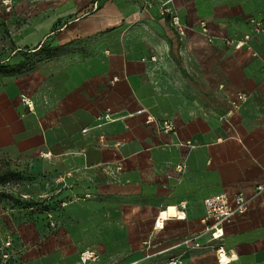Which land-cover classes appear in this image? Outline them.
I'll list each match as a JSON object with an SVG mask.
<instances>
[{
  "label": "crops",
  "instance_id": "crops-1",
  "mask_svg": "<svg viewBox=\"0 0 264 264\" xmlns=\"http://www.w3.org/2000/svg\"><path fill=\"white\" fill-rule=\"evenodd\" d=\"M82 6L64 0L32 15L12 42L51 55L32 72L0 78V161L34 178L36 192L51 188L53 228L69 232L51 241L97 252L91 264H219L220 245L227 264H264V32L239 42L253 31L251 17L264 19V0ZM140 108L177 128L158 132ZM187 140L193 145L180 143ZM220 192H242L250 206L212 239L204 199ZM172 206L178 214L155 228ZM23 252L17 247L8 264L46 255ZM50 264L68 262L51 250Z\"/></svg>",
  "mask_w": 264,
  "mask_h": 264
},
{
  "label": "rangeland",
  "instance_id": "rangeland-1",
  "mask_svg": "<svg viewBox=\"0 0 264 264\" xmlns=\"http://www.w3.org/2000/svg\"><path fill=\"white\" fill-rule=\"evenodd\" d=\"M48 1L9 0L8 3H3L6 6L7 19L2 20L1 29L3 36L7 39V45H0V65L3 66L0 69V78L8 74L32 72L38 68L41 61L43 62L44 59L49 57V54L51 55V51L39 52V54L28 50L17 51L14 42H12L13 34L30 23L32 15L37 16L47 6H58L64 0ZM79 1L83 4L81 10H88L91 9L95 0ZM33 180L32 177L23 176L21 170L14 165V162L6 159L0 161V244L3 239H6L5 237H11L15 244L13 252L17 250V247H20L24 252L32 249L38 253L46 254L43 259L39 260L38 264L51 263V250L52 252H62V257L67 260L68 264H91L93 261L89 262V259H96L97 252L85 260L84 257L87 254L95 251L74 249L73 247L78 246V244L63 242L62 239L56 240L57 242L51 241V235L62 237V235L69 233L67 228L55 229L51 226L50 216L48 215L51 208L50 210L31 208L24 203L26 198L23 197V194L29 193L30 198L39 199L50 196L48 193L51 192V188H48L47 185L37 192L33 190L30 185L37 184L34 182L36 180ZM37 182L42 183L43 181ZM21 240L24 241L21 242ZM217 254L219 255L218 250ZM85 261L87 262L85 263ZM168 263L169 261L165 264ZM183 263L182 260L181 264Z\"/></svg>",
  "mask_w": 264,
  "mask_h": 264
},
{
  "label": "built area",
  "instance_id": "built-area-1",
  "mask_svg": "<svg viewBox=\"0 0 264 264\" xmlns=\"http://www.w3.org/2000/svg\"><path fill=\"white\" fill-rule=\"evenodd\" d=\"M9 0H4L5 3H8ZM175 23L178 24L180 27L181 23L175 18ZM253 24V31L251 33H246L245 36L239 41L241 43L248 42L253 34H257L260 32H264V19L257 18L255 16L251 17L250 20ZM202 25L204 30L207 32L209 39L212 41L214 36L210 33V29L208 27V24L206 21H202ZM235 41L234 38L226 37L224 42L226 44H233ZM245 93L240 94L241 99L246 98ZM146 112V122L149 125H153V127L158 132H173L177 128V125L174 120L170 119H161L154 115L151 112H147L145 108H140L137 110L136 113H144ZM104 117L107 121L115 120L117 116L114 112L111 110H108L105 112ZM86 130V128H85ZM181 144H186L192 146L193 143L191 140L187 141H181ZM42 156L50 157L51 152H41ZM184 164H180L179 167L182 168ZM64 176H59L57 178L58 181L64 180ZM264 185L259 184L258 189L261 190ZM23 197L30 198L31 196L29 194H23ZM205 205H206V216L205 221L206 224V230L211 233L212 239H219L224 236L225 234V224L233 219V217L236 214L244 213L249 209L250 201L249 199L242 193H236L234 195H230L227 192H220L211 194L205 197L204 199ZM65 202H62V205H64ZM34 207V206H33ZM32 207V208H33ZM35 208V207H34ZM164 212H167V210H162L158 214L155 220V228H163L165 226V221L168 218L167 214H164ZM48 215L50 216L51 220V226L55 227L57 225V220L55 217V213L53 211H49ZM6 239H3L0 244V264H8L10 260L12 259L14 252V243L11 237H5ZM218 253H219V264L225 263L223 261L224 257L223 255L226 254L225 248L223 245L218 247ZM93 252V251H92ZM95 255V252L89 253L84 257V259H88ZM231 257L228 258V261H230ZM182 262L180 257H172L169 260L170 264H178Z\"/></svg>",
  "mask_w": 264,
  "mask_h": 264
},
{
  "label": "trees",
  "instance_id": "trees-1",
  "mask_svg": "<svg viewBox=\"0 0 264 264\" xmlns=\"http://www.w3.org/2000/svg\"><path fill=\"white\" fill-rule=\"evenodd\" d=\"M3 66L0 65V69H2ZM1 71V70H0ZM25 199V198H23ZM57 200H53V197L52 196H49V197H46V198H42V199H39V198H26L25 199V204H27L29 207H35V208H45L46 210H50L51 208V211L54 212L53 209H55L54 207H59V204L58 206L57 205H54V202H56ZM43 206V207H42Z\"/></svg>",
  "mask_w": 264,
  "mask_h": 264
},
{
  "label": "bare ground",
  "instance_id": "bare-ground-1",
  "mask_svg": "<svg viewBox=\"0 0 264 264\" xmlns=\"http://www.w3.org/2000/svg\"><path fill=\"white\" fill-rule=\"evenodd\" d=\"M164 214H167L168 216H176L178 214V212H177L176 208L174 206H172L167 210V212H164ZM223 257H224L223 261L225 262L223 264L229 263V261H228L229 256L227 254H224Z\"/></svg>",
  "mask_w": 264,
  "mask_h": 264
}]
</instances>
